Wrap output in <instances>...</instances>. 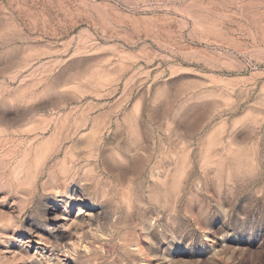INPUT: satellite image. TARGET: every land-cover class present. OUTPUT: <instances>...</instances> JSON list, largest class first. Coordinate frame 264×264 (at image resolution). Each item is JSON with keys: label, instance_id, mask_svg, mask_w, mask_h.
<instances>
[{"label": "rangeland", "instance_id": "rangeland-1", "mask_svg": "<svg viewBox=\"0 0 264 264\" xmlns=\"http://www.w3.org/2000/svg\"><path fill=\"white\" fill-rule=\"evenodd\" d=\"M0 264H264V0H0Z\"/></svg>", "mask_w": 264, "mask_h": 264}]
</instances>
